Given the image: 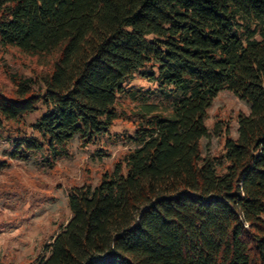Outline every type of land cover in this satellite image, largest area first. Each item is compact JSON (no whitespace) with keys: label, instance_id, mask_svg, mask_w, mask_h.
<instances>
[{"label":"trees","instance_id":"trees-1","mask_svg":"<svg viewBox=\"0 0 264 264\" xmlns=\"http://www.w3.org/2000/svg\"><path fill=\"white\" fill-rule=\"evenodd\" d=\"M223 89L249 112L214 157L200 141ZM118 118L131 148L70 187L71 216L33 264H264V0H0L10 158L52 167Z\"/></svg>","mask_w":264,"mask_h":264},{"label":"rangeland","instance_id":"rangeland-1","mask_svg":"<svg viewBox=\"0 0 264 264\" xmlns=\"http://www.w3.org/2000/svg\"><path fill=\"white\" fill-rule=\"evenodd\" d=\"M10 68L23 75H33L39 67L32 59L5 55ZM137 87L150 86L135 77ZM249 112V105L232 90L223 89L211 103L206 117L209 136L202 137L200 148L217 157L224 151L227 136L236 137L238 116ZM40 112L26 119L30 124ZM101 138L87 146L74 139L69 153L52 167L42 168L35 160L10 158L11 142L0 130V264H33L44 248L62 228L71 211L68 205L70 187L83 183L97 184L105 171L131 148L127 135L134 131L133 122L122 118Z\"/></svg>","mask_w":264,"mask_h":264}]
</instances>
